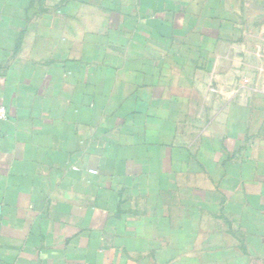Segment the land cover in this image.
I'll return each instance as SVG.
<instances>
[{
    "label": "crops",
    "instance_id": "1",
    "mask_svg": "<svg viewBox=\"0 0 264 264\" xmlns=\"http://www.w3.org/2000/svg\"><path fill=\"white\" fill-rule=\"evenodd\" d=\"M252 6L0 0V264H264Z\"/></svg>",
    "mask_w": 264,
    "mask_h": 264
},
{
    "label": "rangeland",
    "instance_id": "2",
    "mask_svg": "<svg viewBox=\"0 0 264 264\" xmlns=\"http://www.w3.org/2000/svg\"><path fill=\"white\" fill-rule=\"evenodd\" d=\"M249 1H256L257 7H248L245 19L239 23L241 49L245 50L241 56L231 54L230 57L232 60L239 58L243 68L241 73L255 79L264 77V0ZM235 76L238 77L237 74Z\"/></svg>",
    "mask_w": 264,
    "mask_h": 264
},
{
    "label": "built area",
    "instance_id": "3",
    "mask_svg": "<svg viewBox=\"0 0 264 264\" xmlns=\"http://www.w3.org/2000/svg\"><path fill=\"white\" fill-rule=\"evenodd\" d=\"M8 116V109L5 105L0 104V119H6ZM92 172H97L95 170H92Z\"/></svg>",
    "mask_w": 264,
    "mask_h": 264
}]
</instances>
